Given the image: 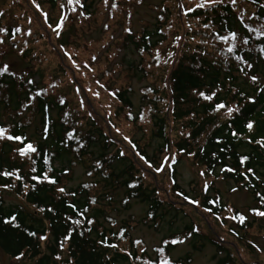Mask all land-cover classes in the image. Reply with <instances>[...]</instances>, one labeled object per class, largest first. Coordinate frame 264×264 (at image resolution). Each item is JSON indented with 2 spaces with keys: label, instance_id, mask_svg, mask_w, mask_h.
<instances>
[{
  "label": "trees",
  "instance_id": "16d2710c",
  "mask_svg": "<svg viewBox=\"0 0 264 264\" xmlns=\"http://www.w3.org/2000/svg\"><path fill=\"white\" fill-rule=\"evenodd\" d=\"M11 1L14 8L19 7L20 11L8 15L7 17L12 19L9 22L4 20L6 15L0 11V28L8 29L7 33L0 32V38L3 39V43H0V56L5 48L14 51L24 61L25 67L20 71L8 67L9 72H14L15 76L8 73L0 75V125L13 126L12 131L14 133H22L27 136L31 141L38 143L48 155L52 156V173L58 179V184L51 185L47 182L37 183L33 181L31 176L35 173L30 171L31 159L21 157L14 151V148L20 146L18 142L0 141V171L19 169L20 174L25 177L24 181H18L15 177L0 176V184L8 183L10 185L8 188L0 187V249L4 253L21 261V264H145L147 259L158 255L155 251L158 246H163L165 248L164 254L169 256V250L174 244L154 246V256H151L147 251L140 253L138 248L144 247L146 249V247L144 243L140 246L132 243L135 239L129 232L130 224L127 226L128 223L123 222L126 225L123 224L119 229H114L102 222V218L108 219L106 210L112 205L110 196H105L108 204L102 201V194L111 190L112 184L116 182H120V185L124 187L122 203L127 205L131 198H138L145 203L146 210L141 221L156 230L168 216L167 212L170 209L178 212V210L183 209L184 205L199 211L203 218L216 217L220 219L222 217V213L228 208L220 199L217 191H215L214 196L206 194L199 201V205H192L184 200V204L175 201L166 191H163L164 195L161 197L157 186L145 185L143 183L145 171L142 173L139 170L135 158H139L136 155L137 151L147 157L144 153L148 140L143 138L142 142V136L135 140L129 133L120 136L115 134L114 128L111 127L115 121L114 118L121 119L124 117L126 123L134 126L133 133L142 130V135H146L147 132L148 135L156 139L159 143L155 152L159 157L171 156L172 154H175L176 157L188 155L202 167L205 175L211 178L212 182L215 179L232 180L238 186L250 190L257 199L256 202L260 203V198L256 196V192L264 193V182H258L251 176L249 181H245L241 173L250 167L256 175L261 177V181H264V147L257 143L261 137H264V93L257 91L260 85L253 84L238 70L237 62L232 59L225 62L223 56L218 55L220 47L223 46L222 42L211 39V28L204 29L202 27L203 23L209 20L213 22L215 31H220L224 21H227L233 28L238 27V22L230 10V5L217 6L215 9L197 8L195 12L185 14L184 9L179 6L183 4L185 9L194 7V0H164L157 6L159 14L155 24L149 27L147 23H144L137 34H133L127 29L124 30L121 40L123 43L132 45L136 53H139L141 59L144 60V64L139 62L136 65L131 61L128 64V70L135 73L133 69L137 66L138 69L146 72L144 70L147 64L145 57L149 58L148 55L150 54H153L152 58L156 63L153 67H156L157 74L159 72L161 75L164 73L162 67L163 65L166 67L171 58L172 63L169 64L168 73L163 74L165 79L163 78L158 84L152 86L146 84L141 88L142 94L136 108H134L130 98L132 91L130 84L119 88L116 85L110 87L109 90L115 93L113 99L118 104L112 112L113 116L110 117L106 111L102 114L96 110L86 98L88 97L87 94L93 90L87 91L91 88L86 89V87L90 86L83 87L78 83L79 81H76L74 72L76 74L77 71L74 68L71 71L73 76L68 77V89H71L75 95L76 103H69L61 95L65 93L66 89L64 91L56 89L58 82H63L62 70L56 71L52 79L47 71L51 80L44 86L41 85L45 77L44 69H40L39 66L43 64L44 58L43 52L37 49V44L43 42L45 38L48 39L50 48L58 53L62 60L65 50L77 52V47L70 46V44L84 42L85 32L95 30V23L91 19L90 10L92 0H83L84 8L79 9L77 7L76 13L69 11L72 5H68L64 9L60 8V4L65 3L66 0H35V3L33 0H23L28 8L20 7L17 0ZM199 2L201 0H195V3ZM37 3L48 9L40 8L43 12L48 13L50 22L53 24L57 22V18L62 13L68 16L63 29L69 21L71 22L70 25L79 24V36L76 35L77 37L74 38L72 30H69L65 37L62 35L57 37L54 32L46 29V26L43 25L41 11L35 7ZM239 5L241 8L247 7L249 13L253 10L258 13L260 11L259 8L251 4L250 0H239ZM53 15L56 17L53 18ZM197 16L200 17L199 23L196 21ZM171 17H174V20L178 19L180 23L186 22L177 49L166 45V41H171L173 36L172 34L168 38L172 27L177 33V24L173 26ZM187 25H192L191 29ZM153 26H155L154 29H152ZM16 28H20V31L17 32ZM29 28L31 29L30 35L28 34ZM78 38L79 42L74 41ZM205 39L209 40L207 45L199 43ZM116 49L117 47L109 48L104 53V57L112 58L113 54L110 55V52H115ZM174 53L175 55L172 56ZM90 56L85 57V59L79 58L81 69H84L83 62L92 60V56ZM249 56L254 67L250 70L246 69V71L250 75L260 77L261 84H264L262 78L264 68L262 75L259 74L262 63L264 67V55L259 53L258 47H253ZM3 66L0 63V68ZM85 70L87 71V69ZM41 71L43 72L42 78ZM104 71L109 74L111 69ZM36 75L39 79L37 81L34 80ZM28 80H32L34 83L29 84ZM125 81L128 79L126 78ZM163 83H166L169 88L162 87ZM78 87L81 88L79 92L76 90ZM199 91L208 94L215 91L217 93V97L214 98L215 102L224 100L228 106L239 104L241 112L233 114L232 117L227 115L226 110L214 112L213 102L201 98L198 95ZM67 92L68 90L65 94ZM240 92L245 93L246 96H255V102L241 97ZM30 98L35 99H32L27 108L22 107L21 105L27 103ZM61 99L65 102L60 103ZM81 100H83V106ZM22 110H26L27 114L18 117V113H21ZM52 110H56V117H52ZM128 113L132 114L131 117ZM8 114H10L11 119L7 118ZM34 119L38 121L36 139H32L25 131ZM248 121L254 122L251 131L245 127ZM69 125L76 129L78 140L65 139V131ZM102 127H107V130H103ZM116 127L120 128L117 122ZM45 129H47L46 132ZM233 130L237 133L236 136L231 134ZM123 136H128L136 145V149H133L127 141L123 140ZM249 138L251 142H249ZM71 151L75 153L76 157L86 160V165L90 168L89 172L92 174L99 173L100 177L92 181L80 182L75 187H66L68 174H65L63 169L68 168V164H63L62 160L63 156ZM121 151L125 153L123 156L120 155ZM189 153L194 155H189ZM242 155L249 157V160L243 165L239 161ZM97 160L103 165L102 168L95 166ZM175 162L176 160L174 162L170 160L169 164ZM42 163V160L37 161L38 170H40ZM225 166L235 168L236 171H228ZM221 169L225 170L222 171ZM44 170H47L46 165ZM174 172L175 170L172 168L169 175L171 179L174 178ZM24 184L28 185L27 189L24 188ZM33 184H36L35 188L32 187ZM84 184H87L88 187L84 188ZM108 184L111 185L106 188ZM253 184L255 185L254 188L252 187ZM101 185H103L102 194L96 191ZM61 186L68 190L77 191L75 202L79 209L81 211L85 208L88 209L85 223L76 226L73 238L64 241V248L60 247V243L69 227L65 222L69 198L57 191L58 187ZM208 187L214 189L212 183ZM175 190L177 193L179 192V190ZM209 191L212 192L213 190ZM4 193L13 194L20 202L6 204L3 198ZM93 198L94 203L91 202ZM212 201L215 203H211ZM208 207H211L215 214L204 211ZM258 208L264 211V205L261 204ZM48 209H54V211ZM239 214L237 210L232 211V216H237L235 221L239 227L245 229L249 222L245 219L241 223ZM10 216L16 217L14 224H5L4 219ZM89 219L93 223L88 224L87 220ZM191 222L185 224L182 230L172 232L162 240L171 241L178 238L181 241L188 236H200L197 231H194L196 227ZM121 229L126 230L123 238L119 235ZM33 232L36 233L35 236L30 234ZM189 233L191 235H188ZM42 235L47 236V239L41 240L39 237ZM102 240H106L107 243L102 244ZM199 241L193 242V249L203 245ZM209 242L216 247L214 253L217 258L216 264H255L246 262L242 258L240 260L236 245L233 244L232 249L228 248L226 246L228 242L221 240L218 235L213 234ZM111 244H117L119 247L112 248L109 246ZM249 248L251 249L250 245ZM129 251L133 252V256L140 255L143 259L137 261L134 258H129L127 256ZM20 252H24L25 255L18 259ZM58 256L59 259H57ZM172 260L174 264H189L190 256L186 254L183 258Z\"/></svg>",
  "mask_w": 264,
  "mask_h": 264
},
{
  "label": "rangeland",
  "instance_id": "374dc122",
  "mask_svg": "<svg viewBox=\"0 0 264 264\" xmlns=\"http://www.w3.org/2000/svg\"><path fill=\"white\" fill-rule=\"evenodd\" d=\"M163 1L164 0H107V3H105V0H92L90 10L92 14L91 19H93L95 23V30H87L85 32L83 36L84 42H79L78 38L74 41H78L79 43L70 44V46L77 47V52L71 50L69 51L76 62L79 58L82 57V59H85V57H89L90 55L96 59H92L90 62L87 61L90 68H84L82 71L78 70L71 65L65 55L62 60L61 56L50 48L48 39L45 38L43 39V42H39L37 44V49L43 52L44 58L43 64L39 66L40 69H44L45 77L41 82V85L44 86L47 84V82L54 77L56 71L62 70L63 74L61 77L63 82H58L56 89L59 91H64L66 89L65 93L67 90L68 92L67 94H58L63 95L69 103H76L75 95L72 93L71 89H68V77L73 76L71 71L74 68L77 71V73L74 74L76 81H79L78 83H80L83 87L90 86L86 87V89L91 88V90H93L90 94H87L88 97L86 98L89 99V101L94 105V108L99 110L102 114L106 111L110 117L113 116L112 112H114L118 105L113 99L114 96L112 93L114 91L109 90V88L114 87V85L119 88L120 86H128L130 84V87L132 88L130 98L133 102L134 108H136L140 102V96L142 94L141 88L146 84L149 86L158 84L163 80V78L165 79V75L163 74L168 73L171 65L170 63H172V58L168 61L166 67L163 65L162 69H164V73L162 75L161 72L157 74L156 67H153L156 64L152 58L153 54L148 55L149 58L145 57V63L147 64L145 65L144 70L147 73L138 69L137 66L133 69L135 73L131 72L128 70V64L131 61H133L134 65H136L139 62L144 64V60L141 59L139 53H136L132 45L123 43L121 36L126 29H130L133 34H137L144 23H147L149 27L155 24L159 14L157 6ZM114 3L116 4V7L112 6ZM17 4L20 7L28 8L23 0H17ZM40 8L48 10L42 6H40ZM0 11L5 13L6 17L4 20L9 22L12 19H9L7 16L20 11V9L19 7L14 8L11 0H0ZM54 17H56V15H53V18ZM171 22L173 26L177 24V33L174 32L172 27L171 31H169L168 38L172 34L173 36L171 37V41H166V45L177 49L180 40L177 41L176 37H181L182 30L184 29L186 22L180 23L178 19L174 20V17H171ZM70 24L71 22L69 21L66 25L67 28L65 27L62 30V37H65L69 30H72V36H74V38L77 37L76 35L79 36V24ZM154 27L155 26H153L152 29H154ZM116 47L117 51L110 52V55L113 54L112 58L104 57V53L109 48ZM164 47L166 46L164 45ZM170 50L172 51V49ZM174 55L175 53L172 56ZM98 61L99 63H97ZM49 62L51 63L50 65ZM0 63L7 65L10 69L19 71L25 67V63L21 60L19 55L14 51L7 50V48H5L1 53ZM77 64H79V61ZM113 66L115 67L114 69ZM263 68L262 63L259 71V74L261 75ZM85 69H87V71ZM105 69H111L109 74L105 73ZM93 70L94 72H92ZM47 71L50 73L51 79H49L50 77H48ZM42 77L43 72L41 73V78ZM126 78L128 81H125ZM262 78L264 79L263 75ZM34 80H39L37 79V75ZM96 81H99L102 85H104V87H99ZM162 87L167 89L169 88L166 83H163ZM94 92H99V96L93 95ZM49 95L52 94L49 93ZM79 95L81 96V94ZM26 114V110H22L21 113H18V117L20 115L25 116ZM51 115L52 117H56V110H52ZM7 118L11 119L10 114L7 115ZM114 119L120 128L116 127L115 121H113L111 127L114 128V130L116 128L121 130L119 133L115 131V134L120 136L122 134L129 133L135 140H138L142 136V142L143 138H146L148 143L145 146L146 151L144 154L151 161L154 167L160 166L166 155L159 157L155 152L159 142L148 135L147 132L146 135H142V130L133 133L135 129L134 126L126 123L124 121V117L121 119ZM36 126H38V121L37 119H34L25 130L26 134L32 139L37 138ZM102 128L103 130H107V127ZM170 157L173 162L174 160H176V162L165 168V174H163L164 171L156 173L154 169H150L154 172L152 173L144 162L140 160V158H135V162L139 170L142 173L145 171V175H143V183L147 186L151 185V187H153V185L157 186L161 197L164 195L163 191H166L172 199L183 204V199L177 195L175 189L179 190V192H184L186 195L198 201H200L206 194L214 196L215 191H217L220 199L227 205L228 208L222 213V217L220 219H217L216 217L203 218L199 211H196L191 206L184 205L183 209L178 210V212L170 209V211L167 212L168 216L161 222L160 227L156 230L141 221L146 210L145 203L140 201L138 198L129 199L127 205L122 203V199L124 197V187L120 185V182H116L112 184V189L108 190L105 194H102L103 185L96 189L97 192L102 194V201H104V203L108 204L107 199L105 198L106 195L110 196L112 200V205L106 210L108 219L102 218V222L114 229H119L124 224L123 222H127V226L130 224L131 227L128 228L131 236L134 239L142 240L147 252L151 256H154V246L161 244L164 237L172 232L182 230L185 224L192 221L191 223L194 224V227L199 229L197 232L201 237L198 235L196 237L188 236L181 240L182 242L174 244L169 250V257L171 259L175 260L183 258L186 254H189V264H216L217 258L214 256L216 247L209 242L210 238L214 234L216 236L218 235L221 240H224V242H228L226 244L228 248H231L233 244L236 245L240 260L242 258L246 262L264 264V216L257 215L250 211L252 208H257L258 211H261V209L258 208L261 204L256 202L257 199H255L252 192L245 187L238 186L232 180L215 179L212 182L211 178L205 175V173L203 176L201 175V172L203 171L202 167L195 163V161L188 155L176 157L175 154H172ZM62 162L63 164H68L67 166L70 170L66 180V187H75L80 182L88 180L92 181L100 177L99 173L89 176L87 173H89L90 168L86 165V160L76 157L75 153L72 151L63 156ZM172 168L175 170L173 179L169 177ZM173 181L175 182L173 183ZM205 182H207L208 186L212 183L214 189H210V187H208L207 190H204ZM110 185L111 184H108L106 188ZM233 189H235V191H233ZM208 190H213V193L210 191L208 192ZM3 198L6 204H15L20 202L19 199L14 197L11 193H4ZM233 210H237L240 214H243L246 217L249 225L245 229H241L237 221L230 218L232 217ZM173 217H175L174 220H172ZM197 240H200L199 243L202 242L203 245L200 248L193 249L192 244L193 242H197ZM249 245L251 246V249L249 248ZM0 264H21V261L10 257L0 249Z\"/></svg>",
  "mask_w": 264,
  "mask_h": 264
},
{
  "label": "snow or ice",
  "instance_id": "6c2138e0",
  "mask_svg": "<svg viewBox=\"0 0 264 264\" xmlns=\"http://www.w3.org/2000/svg\"><path fill=\"white\" fill-rule=\"evenodd\" d=\"M35 3V0H33ZM251 4L254 5L256 8H259V13L255 10L251 11L249 13V10L247 7L241 8L239 5V0H201L199 3H195L194 0V7H187L184 8V5L181 4L179 7L181 9H184V13H193L195 12V9H215L217 6H224L225 4L230 5L232 10L233 16L236 18L238 22V27L233 28L230 24H228L227 21H224L221 24L220 31H215V27L213 25V22L209 20L206 23H203L202 27L204 29H212V32L210 33L211 39L215 40L217 42H222L223 46L220 47L218 55H222L225 62H227L229 59L234 60L237 62L238 70L243 73L247 78L251 80L253 84L260 85L257 88L258 92L264 93V84H261L260 77L257 75H250L246 69H252L254 67V63L250 62V56L249 53L253 50V47H258L259 53L261 55H264V2H261V0H250ZM105 3H107V0H105ZM68 5H72L71 8H69V11L76 13L77 7L79 9L84 8L83 0H66L65 3L60 4V8L64 9ZM113 7H116V4L114 3L112 5ZM35 7L41 11L43 16V25L46 26V29L51 30L55 33L57 37H60L62 35V30L64 26V22L68 19V16L66 14H61L59 16V20L55 22L54 24L50 22L49 15L47 12H43L42 9H40V5L37 3L35 4ZM83 14V13H81ZM197 23L200 21V17H196ZM31 21L29 20V23ZM189 29H191L192 25H187ZM16 31L19 32L20 28H16ZM127 31H131L130 29H127ZM0 32L7 33V28H0ZM223 33V34H221ZM28 34H31V29H28ZM13 39H15L13 37ZM181 37L177 36L176 40L179 41ZM195 39V37H193ZM0 43H3V39L0 38ZM199 43L207 45L209 43V40L205 39L202 41H199ZM63 47V46H61ZM23 51V49H21ZM64 55L68 58L71 65L81 70V65L77 64L76 60L73 58L72 54L65 50ZM171 55V53H169ZM93 60H95V57H92ZM84 68H90V65L87 64V62H83ZM5 73H8L9 75L15 76L16 74L14 72H9V68L7 65H4L2 68H0V75H3ZM75 74V73H74ZM29 84H33L34 81L28 80ZM96 83L99 85V87L103 88L104 85H102L99 81H96ZM77 92L81 91V88L76 89ZM43 91V89H41ZM88 91H91L89 89ZM99 92H94L93 95L99 96ZM39 95V93H37ZM113 96H115V93H112ZM198 95L203 98L205 101L213 102V111L219 112L221 110H226L227 115L229 117H232L233 114H237L241 112V107L239 104H235L233 106H228V104L224 100H220L219 102H215L214 98L217 97V93L215 91L211 92V94H208L204 91H199ZM239 95L241 97H245L248 101L255 102V96H246L245 93L240 92ZM32 99L30 98L27 103L22 104L21 106L24 108H27L29 104L32 102ZM65 101L63 99L60 100V103H64ZM81 105L83 106V100H81ZM66 115V114H65ZM91 115V113H89ZM129 117H131V113H128ZM142 118V116H141ZM67 123V122H66ZM254 122L248 121L245 125V127L251 131L253 129ZM13 126H2L0 125V141L2 140H8L12 142H18L20 146H17L14 148V151L21 157H28L31 159V165H30V171L32 173H35V175L31 176V179L33 181H36L37 183H44L47 182L51 185L58 184V179L55 177V175L52 173V166H51V160L52 156L48 155L46 151L36 142L31 141L27 136L21 134H16L12 131ZM47 129H45V132ZM115 131L119 133L121 130L119 128H116ZM233 136H236L237 133L235 130L231 132ZM46 138V135H45ZM65 139L68 140H78V136L76 135V129L69 125V128L65 131ZM123 140L127 141L133 149H136V145L132 142V140L128 136H123ZM249 142H251V139L249 138ZM257 143L264 147V137H261ZM83 146L82 144L80 145ZM183 151V150H182ZM125 153L123 151L120 152V155L123 156ZM136 155L139 156L140 160L144 162L145 165H147L148 169H154L156 173H160L162 171H165V168L170 166L169 162L172 159L170 156H165L163 158V161L161 162L160 166L154 167V165L151 163V161L139 153L136 152ZM189 155H194L193 153H189ZM215 155V153H213ZM38 160H42L43 163L40 165V170L37 169L36 164ZM249 160V157L247 155H242L239 158L240 163L243 165L246 161ZM45 165L47 166V170H44ZM95 166L97 168H102L103 165L99 160L96 161ZM225 168L228 171L235 172V168H230L228 166H225ZM224 171L225 169H221ZM65 174L69 173L68 168L63 169ZM89 176L92 175V172L87 173ZM201 175H204V172H201ZM245 181H249L250 176L254 177L256 181L258 182H264L261 181V177L256 175L255 171L252 168H247L245 172L241 173ZM0 176L4 177H15L18 181H24L25 177L20 174L19 169H13V170H4L0 171ZM175 181H173L174 183ZM0 187L8 188L10 185L8 183L0 184ZM33 188L36 187V184L32 185ZM84 188H87L88 185L84 184ZM252 187L254 188L255 185L253 184ZM24 188L27 189L28 185L24 184ZM208 189L207 182H205L204 190ZM57 191L61 194H65L69 199L67 200V208L65 212V222L69 225V227L66 230V234L63 237V241L60 243V247L64 248L65 244L64 241H69L73 238V233L76 232V226H81L85 223V217L87 214L88 209L85 208L83 211H81L75 202V198L77 197V191L75 190H68L65 187L61 186L58 187ZM235 191V189H233ZM178 196H180L184 201L189 202L192 205H199L200 202L188 195H186L184 192H178ZM256 196L260 198V204L264 205V193L257 191ZM92 203L95 202L94 198L91 201ZM211 203H215V201H212ZM49 211H54V209H48ZM204 211L213 213V209L211 207L205 208ZM250 211L253 213L264 216V211H258L257 208H252ZM215 214V213H213ZM219 218V217H218ZM231 219H236L237 216L230 217ZM245 216L243 214H239V220L241 223L244 222ZM16 220L15 216H10L4 219L5 224H14ZM88 224L93 223L92 220H87ZM18 227V225H15ZM199 229H194V231H198ZM126 232L125 229H121L119 232V235L121 238L124 237V233ZM31 235L35 236L36 233H30ZM83 235V233H80ZM188 235H191L189 233ZM41 240H46L47 236H40ZM180 241L177 239H172L171 241L164 239L161 241V245H168V244H176ZM102 244L107 243L106 240L101 241ZM134 245L140 246L143 244V241L140 239H135L132 241ZM112 248H118L119 246L117 244H111L109 245ZM258 247V246H257ZM124 251V250H121ZM138 251L140 253H146V249L144 247H139ZM156 253L158 254L156 257L149 258L145 261V264H174V261L165 253V248L163 246H158L155 249ZM25 255L24 252L19 253V258L23 257ZM127 256L129 258H134L137 261H140L143 259L142 256L136 255L133 256V252L129 251L127 252ZM59 259V256L57 257Z\"/></svg>",
  "mask_w": 264,
  "mask_h": 264
}]
</instances>
